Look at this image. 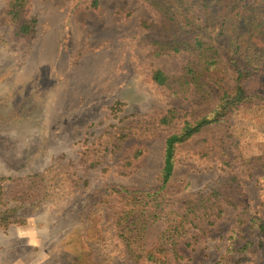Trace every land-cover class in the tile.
<instances>
[{
  "label": "rangeland",
  "instance_id": "obj_1",
  "mask_svg": "<svg viewBox=\"0 0 264 264\" xmlns=\"http://www.w3.org/2000/svg\"><path fill=\"white\" fill-rule=\"evenodd\" d=\"M91 1L26 0L22 19L34 23L20 37L0 0V264H264V103L178 145L166 188L177 206L234 176L244 205L186 226L177 257L125 255L113 191L154 192L165 139L209 105L200 90L151 80L159 70L175 81L191 60L156 55L155 42L182 38L157 12L140 0ZM34 175L45 180L29 199L18 188Z\"/></svg>",
  "mask_w": 264,
  "mask_h": 264
},
{
  "label": "trees",
  "instance_id": "obj_2",
  "mask_svg": "<svg viewBox=\"0 0 264 264\" xmlns=\"http://www.w3.org/2000/svg\"><path fill=\"white\" fill-rule=\"evenodd\" d=\"M140 1L175 28L176 36L182 35L168 42H155L156 55L169 51L185 52L191 57L177 80L159 70L152 72L151 80L167 89L179 81V89L186 85L200 90L209 105L206 114L183 121L180 130L165 139L159 187L154 192L113 191L124 201V209L115 221V236L125 255L130 261L160 263L159 257L165 252L177 257L174 248L186 226L197 228L205 219L219 218L225 207L239 209L244 205L241 185L234 176L218 178L177 206L166 199V188L178 145L204 129L223 128L236 110L264 103V0ZM25 5L26 0H8L7 15L15 24V35L20 37L29 36L34 23L22 19ZM97 6L98 0H92L91 7ZM174 119L175 110H169L161 123L168 125ZM44 180L40 175L25 177L18 189L25 191L29 199L37 198ZM257 228L262 236L258 247L264 249V225Z\"/></svg>",
  "mask_w": 264,
  "mask_h": 264
}]
</instances>
